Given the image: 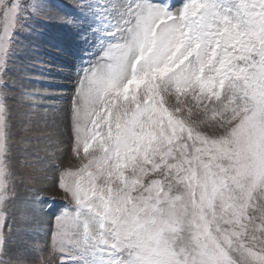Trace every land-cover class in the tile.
<instances>
[{
    "label": "rangeland",
    "instance_id": "obj_1",
    "mask_svg": "<svg viewBox=\"0 0 264 264\" xmlns=\"http://www.w3.org/2000/svg\"><path fill=\"white\" fill-rule=\"evenodd\" d=\"M0 264H264V0H0Z\"/></svg>",
    "mask_w": 264,
    "mask_h": 264
},
{
    "label": "bare ground",
    "instance_id": "obj_2",
    "mask_svg": "<svg viewBox=\"0 0 264 264\" xmlns=\"http://www.w3.org/2000/svg\"><path fill=\"white\" fill-rule=\"evenodd\" d=\"M44 183H43V185H49V183H45V181H43ZM41 183V182H40ZM47 187V186H46ZM50 188V187H49ZM48 190V189H47ZM32 210V209H31ZM34 211V210H33ZM32 212V211H31Z\"/></svg>",
    "mask_w": 264,
    "mask_h": 264
}]
</instances>
